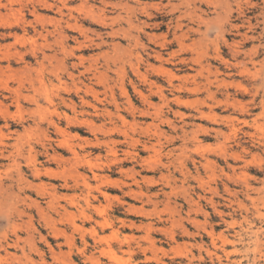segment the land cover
Segmentation results:
<instances>
[{
    "label": "clouds",
    "instance_id": "clouds-1",
    "mask_svg": "<svg viewBox=\"0 0 264 264\" xmlns=\"http://www.w3.org/2000/svg\"><path fill=\"white\" fill-rule=\"evenodd\" d=\"M82 2L91 16L78 12L79 3L70 5V0H0V16L14 15L12 10L18 7L33 17L58 18L61 32L69 23H79L86 36L82 39L81 33H64V45L72 52L66 57L65 48L56 43L59 35L50 45L47 43V37L58 31L57 25L53 24L50 32L36 19L19 22L25 35L31 30L36 39L44 42L38 48L43 47L51 59L38 52L35 59H29L32 69L22 78L11 86L0 83V155L10 152L27 159L28 150L36 148V141L25 137L26 130L43 123L48 138L40 143L39 151L46 166L53 167L51 156L59 155L57 128L64 124L63 114L95 120L97 128L104 132L89 136L90 143L80 155L108 165L93 172L119 179V192L115 194L119 199L113 201L114 206L118 203L127 209L138 204L153 212L148 222L153 224V232L160 233L159 249L164 250L159 258L152 256L155 264H264V8L260 7L264 0ZM9 36L13 44L19 42L15 33H0V40ZM81 56L85 58L83 64ZM18 67L23 68V64ZM155 69H164L180 79L161 77ZM188 75L195 79H184ZM220 81L237 86L236 91L229 93L225 88L221 92ZM63 87L72 92L79 87L81 92L78 96L65 95ZM89 88L97 95H86ZM193 88L198 89L195 99L202 102L191 111H181L184 105H177V99ZM217 93L227 103L217 104ZM141 97H147V103ZM237 97L239 103L234 104ZM130 101L134 112L129 110ZM216 108L220 115L215 121L197 124L200 112ZM49 112H59L61 118L48 115ZM41 113L46 117L43 121ZM201 127L210 129L208 140L202 139ZM110 129H119L126 135H105ZM71 132L89 135L87 129L73 128ZM206 143L223 144L225 155L198 151ZM93 146L98 147V153ZM146 146L148 153L144 152ZM110 148L119 153L115 167L111 164L113 157L105 155ZM128 152L133 155H126ZM63 155L68 161L65 167L71 169L73 157ZM148 156L155 157L158 163L146 165ZM83 176L93 185V177L85 166L81 179L55 186L60 192L76 195L77 204L92 216V194L83 187ZM202 180L206 182L204 187ZM96 186L105 192L111 187L95 181L93 194L97 197ZM3 191L7 193L4 203L15 215L0 216V264H109L101 251L106 245L98 237L95 243L81 241L80 234L66 227V235L78 243L65 248L63 241L50 238L39 213L28 207L38 200L39 207L54 215L59 225L60 217L68 210L67 202L63 207L57 205L53 212L46 199L31 191H20L15 184ZM188 200L200 206V214L210 207L224 227L214 245L202 246L197 239L204 228L190 233L191 250L178 258L173 253L175 242L167 235L172 230V218L166 209L176 210L174 218L183 230H174V234L183 237L189 231L187 225L195 227L193 209L185 210ZM92 204L108 207L99 199ZM76 216L79 218V210ZM156 221L161 222L159 227L155 226ZM26 223H30L27 230L22 227ZM122 240L121 237L112 242V247L125 260L132 258L133 251L139 253L148 247L143 238L127 246ZM131 264L147 262L138 256L131 259Z\"/></svg>",
    "mask_w": 264,
    "mask_h": 264
},
{
    "label": "rangeland",
    "instance_id": "rangeland-1",
    "mask_svg": "<svg viewBox=\"0 0 264 264\" xmlns=\"http://www.w3.org/2000/svg\"><path fill=\"white\" fill-rule=\"evenodd\" d=\"M256 2H259V0H256ZM77 3H79L80 6L84 5V3L82 4V0H70V5H75ZM80 8L81 9H78V12H84L85 13V11L87 10L86 5H84V8H83V6ZM18 9L19 8L17 7V9L12 10L14 12L16 11L15 12L16 18L22 17V19H32V17L29 14L26 15L23 11H20V15H18L17 14ZM86 13H85L86 15L90 14L89 16H91L90 10H87ZM15 15H14V18H10V17H13L12 14H10V16L9 15L3 16L4 18L0 16V20L2 19L3 22H5V23L0 22V25L5 24L8 26L7 27L4 25L2 27V25H1L0 26V33H3L5 35H7L9 33H15L16 36L18 37V39L20 40V42H18V43H20V45H21L20 46L18 43H16V46H13L14 44H13L10 36L6 40H0V80H2V81H0V83H5L8 86H11V83L13 81L17 80L18 77L22 78L25 75V74H23L24 72L27 73L26 72L27 70H22V69L23 68L25 69L26 67L32 66L29 63V59L30 58L34 59V58L30 57V55L27 52V50L29 49V43H28L29 38L28 37L31 35V31L29 30V32L25 35L23 30L18 28V24L21 21H17V23H16V21L14 20ZM73 15H77V13H73ZM42 16L44 17V19L49 18L51 20V18H54L53 16H49V15H42ZM5 17H8L10 20H8V18H5ZM47 20H45L44 25H46L50 31L52 30L53 24L57 25V27H58L57 33H58V35H60L59 36L60 38L56 41V43H58L59 45H60V43H62L61 47L65 48L64 55L66 57H70L72 55V52L68 51L66 49V46L64 45V41L66 40V37H65L66 35H64V33L75 32V33H81V34L83 33L84 34L85 33L84 27L81 26L79 23H75V22L69 23L67 29H64L61 33V31L59 30L60 21L58 18H54V19H52V21L48 20V22H47ZM254 21H255V19H253V22ZM12 22L13 23L15 22V23L13 24ZM48 23H50V24L48 25ZM71 26H72V28H71ZM73 26H74V28H73ZM69 28H71V29H69ZM79 28H80V30H79ZM53 34H52V36L47 37V43H49V45L52 43L53 38L56 37V34L55 33H53ZM83 34H82V39H86V36H84ZM20 36L21 37L23 36L22 39ZM25 39H27V40H25ZM22 40H24V42H22ZM60 40H61V42H60ZM40 42H42V41H40ZM4 43H8L7 44L8 46L5 45ZM10 45H12L13 48ZM4 48H6V49H4ZM6 50H7V53L6 52L4 53V51H6ZM15 50L18 51V54ZM66 50H67V52H66ZM13 52H15L16 54H14ZM44 52L46 54L45 49H44ZM5 54H7L8 56ZM17 55L19 58L17 57ZM20 57L22 58L21 60H20ZM81 57L82 58H80V60H82V62L81 61L80 62L83 64V62L85 61V58L83 56H81ZM18 59H19V62H18ZM61 63H63V61ZM21 64H24L23 68L18 67ZM160 70L155 69V71L161 77L167 76L168 79H170V80L171 79H180V77L178 78V76H175V78H174L173 74L171 72L165 73V70L162 69L163 72ZM21 71H23V73ZM171 77H173V78H171ZM185 77L191 78L193 76L188 75ZM185 77H184V79H185ZM100 83H102V81ZM98 86H99V84H98ZM234 87H236V86L234 85L231 87H224V86L220 85L221 92H223V90L225 88H227V91L229 90L228 91L229 93L234 92V91H236V88H237V87L236 88H234ZM63 89L64 90L67 89V90L64 91ZM63 89L62 90H63L65 95H68V94L76 95L77 94V96H78L80 94V93H75L76 91L72 92V90L68 89L67 87H64ZM241 94H244V93H241ZM122 95L126 96L127 93L122 92ZM190 96L192 97L191 99H189ZM141 98L142 99L144 98L143 100L144 101L146 100L145 103H147V97H141ZM178 99L176 101V104L177 105H184V107L181 109V111H184V112L191 111L198 104V102L197 103L193 102V101H195V94L192 92H187L184 94L183 98H178ZM225 101L226 100L220 95V93L216 94L217 104H220L221 102L227 103ZM236 102L239 103L238 97L236 98V100L233 101L234 104H236ZM192 106H194V107H192ZM149 107H153V105H151ZM132 108H133L132 103L130 101L129 102V110L134 112L135 109L134 108L132 109ZM75 110L76 109L74 108L71 111H75ZM230 110L231 109H229V111ZM209 111H211L212 113H215V116L220 115V109L219 108H216L215 110L208 109V110H205L202 112L206 114ZM40 115L41 116L43 115L42 118L45 117V115L43 113H41ZM107 115L110 117L111 113L109 112V113H107ZM200 117H201V120L197 121V124H200L202 121L204 125H207L209 120L208 119L205 120V118L202 117L201 115H200ZM60 118H61V114L59 112H57V119H60ZM120 119L124 120L125 118L120 117ZM63 121H64V124L61 126H58V128H57V135L59 136V141H57V144L59 145L58 146L59 156L57 155V159H59V160H57V164L54 163V166L52 167V169L57 173V177L55 180L52 181V183L56 185V183L59 182V183H64L67 185V183H69V182L76 181V180L80 179L78 176H81V171L86 166L89 170V174H91L92 177L94 176L93 177V185H91V187H90L92 190L87 189L84 186L83 187L87 191L89 190L88 192L90 194H92L91 195L93 197V199H91L92 201L93 200L95 201L97 199L102 200L104 202H107L108 207H104L103 205L95 206L93 204L92 209H93L94 215H92V217H93L95 224H96L94 227L93 226V220L86 222L81 218V216H80L81 212H84L86 214H87V212L84 208H81L80 205L77 204V202H76L77 196L76 195H69L67 193L60 192L57 190V192L59 194V196H58L59 198H58L57 202L62 204V206L65 204V202H67L68 210L63 213L62 217H60L62 222L59 225L56 224V222H55L56 218L54 215H52L51 219H46L47 221L41 219V217H40V219L45 223L46 230L49 231L50 238L52 240L54 239V240L63 241L64 242L63 246L65 248H70L73 243H78L77 241L73 240L71 235H66V233L64 231V229L66 227H70L72 229L73 227L71 224H72V222H74L78 226V228L77 229L73 228V231L77 234H80L81 241L87 239L90 243H95L96 238L98 237L99 241L106 245L105 249H102L101 251H102V254H104L106 256V258L109 260V264H131V259H136L138 256L141 257L142 259H144L147 262V264H155V261L152 260V256L155 254L157 256V258H159V256L163 254L164 250L159 249L158 241L161 239L160 233L153 232V224L148 222V217L152 216L153 212L151 210H146V209L140 208L138 204L136 205V207H129L127 209H124L118 203H116L114 206L113 201L114 200L118 201V199H119L118 196L115 195L117 192H119V188L116 187V185H118L120 183L119 179L116 176H106V175L100 176L96 172H93L92 170L95 168L99 171L101 169L107 168L108 165L105 166L104 164L94 162L87 155H85L83 157H81V155H80L81 152H84L86 150V146L89 145V143H90L89 136H96L98 132H104V129L103 128H97L95 120L73 119L70 113H64L63 114ZM210 121H212V120L210 119ZM70 122L72 123V125L70 124ZM76 122H77V125H75ZM80 122H82V124ZM124 122L127 123L126 120H124ZM91 123H92V125H91ZM133 127H135V126H133ZM149 127H151L150 124H149ZM73 128L87 129L89 135L88 136H80L79 133H76L75 135H73L71 132V129H73ZM28 130H26L25 137L28 136L27 139L29 141L35 139L37 145H36V148L34 150L39 151L40 143L45 141L48 138L47 137L48 132H47L46 125L41 124L40 128H33V129H28ZM117 130L119 131V129H110L109 132H105V135H108V134L116 135L119 133H120L119 135L121 137H124L126 135V134H123L122 132H118ZM200 130L201 131L203 130L204 132L206 131V133H204L202 131L204 133V136L202 137V139L208 140L209 138L207 136V133L209 132L210 129L208 127H201ZM58 131H60V132H58ZM145 132H147V129H145ZM232 133H233V137H235L236 130L232 129ZM61 137H62V139H61ZM53 138L55 139V137H53ZM64 138H65V140H64ZM60 139L63 141V145L66 144L65 147L61 144L62 141ZM225 139H227V137H225ZM22 141H23V138H22ZM64 141L66 143H64ZM70 148L72 151L69 152ZM77 148H79V152L77 151ZM93 148L96 149V153H98V147L93 146ZM218 148L221 149V151ZM110 149H112L111 150L112 153L115 151V154L113 153L114 155H112ZM110 149L107 153H105V155H111L113 157L111 164L113 167H115V165L117 164L116 157L119 155V153L116 150H113L114 148H110ZM215 150H217L219 152L220 156L225 155V149H224L223 144H216L215 146H213L212 143H206V144H203L201 146V148L198 149V151H200V152H207V151L208 152H217ZM20 151L23 152V148H21ZM149 151L150 150L146 146L144 148V152L148 153ZM220 152H224V153L220 154ZM64 153L70 154L75 161V163L72 165L71 169L65 167V165L68 163V161L66 162V159L63 155ZM130 153L131 152H128V153H126V155L132 156L133 153H131V154ZM235 155L236 154H234V156ZM74 157H76V158H74ZM12 160H13V162H12ZM155 160H156L155 157L148 156L147 159L145 160V164L148 166H152L153 164L158 163V161L157 160L155 161ZM40 161H44V160H42V158H41ZM28 163H29L28 158L27 159H21L19 157L17 158V156L14 154H12V156L9 159L0 158V178H1L0 180L2 182H4V185H5L4 188H6L8 185H11V184L17 185L16 183L11 182L10 179H11V177H15L16 174L18 173V171L21 170V172L23 174V182H21L17 185L18 189L20 191H31V192H34L36 194V192L34 190H28V187H27V183H30L33 181L32 174L31 175L28 174L30 171ZM253 163H258V161H253ZM209 178H210L209 180H212L214 177H209ZM242 178L243 177L241 176L239 179H242ZM145 179L149 180L150 178L146 177ZM97 180L101 181V184L111 185V187L109 188V190L107 192L101 191L99 186H96L95 191L99 192L98 197L95 194H93V187H94L95 181H97ZM42 181L48 183L47 179H42ZM34 182H37V181H34ZM205 183L206 182L202 180L201 186L204 187ZM6 196H7L6 193H4L1 199H3ZM40 199H42V198H40ZM132 203L135 204L136 201H132ZM195 205H196V207H195ZM3 206L2 207H3L4 212H9L11 214H14V212H12L8 208L6 203H3ZM161 207H163V205ZM190 207L195 212L194 213V221L195 222L193 221V223L195 224V227H193L192 224L187 225V228L189 231L185 232L183 237L177 236L174 234V230H183L182 226H180L181 225L180 222L174 218L176 216V210L174 208H167L166 209L168 216L170 218H172V230H168L167 235L171 236L172 240L175 242V247L173 248V253L178 258L184 257L191 250L192 241L189 238L190 233H194L199 228H204L205 230L209 231L210 227L215 229L216 237H218L217 234H221L223 232L224 226L220 222V217L218 215L212 214L210 207L204 208L203 214H200V212H201L200 206L197 205L194 200H188V203L185 204V210H187ZM32 210H35V209H32ZM77 210H79V218H77V216H76ZM181 215H182V213H181ZM0 216L6 217V215H1V214H0ZM10 216H14V215H10ZM206 217H207V220L205 219ZM25 219L30 221L29 217H26ZM133 221H135L136 223L134 224ZM141 221H143V223H140ZM160 223H161L160 221H156L155 226L159 227ZM22 227L25 230H27L30 227V223H27V224L23 225ZM53 229H57V238H53V235H52ZM94 231L96 232V234ZM84 232H86L87 235H85ZM58 235H60V236H58ZM60 237H63V238H60ZM66 237H68V238H66ZM121 237L123 238L122 243L125 246L132 243V241H134V240H137L139 238H143V242L146 245H148V247L143 248L142 251L139 253H137L136 251H133L132 258L130 260H125L112 247V242L119 240ZM197 239L201 241V244L203 243L202 246L210 245L211 241H212V238L208 234H206L205 231L203 232V234L201 236L197 237ZM69 242H70V244H68ZM181 254H182V256H181ZM195 254L196 253H193V255H195ZM72 259L76 260L77 257H72Z\"/></svg>",
    "mask_w": 264,
    "mask_h": 264
},
{
    "label": "bare ground",
    "instance_id": "bare-ground-1",
    "mask_svg": "<svg viewBox=\"0 0 264 264\" xmlns=\"http://www.w3.org/2000/svg\"><path fill=\"white\" fill-rule=\"evenodd\" d=\"M257 3H259V2H257ZM82 4H83V2H82ZM81 4V5H82ZM85 5V4H84ZM84 5H82L83 6V8H84ZM82 6H80V7H82ZM79 7V9H81ZM260 7H262V8H264V5H260ZM17 9V8H16ZM87 9V8H86ZM88 10V9H87ZM86 10V11H87ZM85 11V10H84ZM86 11H85V13H86ZM16 12V11H15ZM14 12V13H15ZM17 14L18 15H20V10L18 9L17 10ZM87 14V13H86ZM15 15V14H14ZM14 15H12L13 17H10V18H14ZM30 16H31V14H29ZM90 15V14H89ZM10 16V15H9ZM1 17H3V16H1ZM32 17V19H36L37 20V22H38V24L39 25H44L45 24V20H50L49 18H45L44 19V17L42 16V15H40L39 17H33V16H31ZM48 17V16H47ZM4 18V17H3ZM5 18H8V17H5ZM52 19H54V18H51V20L50 21H52ZM2 20V19H1ZM0 20V22H3V20L1 21ZM8 20H10L9 18H8ZM15 21H16V23H17V21H22V20H24V19H22V17H17L16 18V15H15V19H14ZM48 20H47V22H48ZM7 22V21H6ZM56 22V21H55ZM255 22V21H254ZM253 22V23H254ZM3 23H5V22H3ZM9 23V22H8ZM13 23V22H12ZM15 23V22H14ZM13 23V24H14ZM52 23V22H51ZM50 23H48V25H49ZM2 25V24H1ZM0 25V26H1ZM5 24H3L2 25V27L4 26ZM11 25V24H10ZM12 26V25H11ZM8 27V26H7ZM19 28V27H18ZM71 28H72V26H71ZM71 28H69V29H71ZM73 28H74V26H73ZM77 28V27H76ZM20 29V28H19ZM78 29V28H77ZM79 30H80V28H79ZM31 31V30H30ZM50 31V30H49ZM74 31V30H73ZM77 31V30H76ZM51 32V31H50ZM62 33V32H61ZM60 33V34H61ZM56 34V36L58 35V33L56 32L55 33ZM83 34V33H82ZM54 35V34H53ZM60 36V35H59ZM21 37V36H20ZM23 37V36H22ZM22 37H21V39H22ZM62 37V36H61ZM66 37V36H65ZM84 37V36H83ZM29 39H28V43H29V49L27 50V52H28V54L30 55V57H32V58H36V56H37V53L39 52L40 54H42V55H45V57L47 58V59H51V57H48L46 54H45V52H44V48L43 47H40V48H38V46L39 45H41L42 44V40H38V39H36L35 38V36H34V34L31 32V35L28 37ZM25 40H27V39H25ZM18 41L20 42V40L18 39ZM40 41H42V42H40ZM22 42H24V40H22ZM59 42V41H58ZM60 42H61V40H60ZM59 42V43H60ZM44 43V42H43ZM51 43V42H50ZM19 45H20V43H18ZM22 44V43H21ZM49 44V43H48ZM58 44V43H57ZM61 44L62 43H60V46H61ZM13 45V44H12ZM12 45H10L11 47H12ZM8 46V45H7ZM13 46H16V43L13 45ZM21 46V45H20ZM3 47V46H2ZM13 48V47H12ZM4 49H6V48H4ZM67 49V48H66ZM16 51V50H15ZM46 51V50H45ZM7 53V50L6 51H4V53ZM17 52V54H18V51H16ZM66 52H67V50H66ZM14 54H16L15 52H13ZM13 54V55H14ZM71 54V53H70ZM5 55H7V54H5ZM21 55V54H20ZM19 55V56H20ZM8 56V55H7ZM17 57H18V55H17ZM22 57V56H21ZM20 57V60L22 59ZM3 58V57H2ZM14 58V57H13ZM16 58V57H15ZM19 58V57H18ZM80 58H82V57H80ZM7 60V59H6ZM8 61V60H7ZM81 62H82V60H80ZM18 62H19V59H18ZM17 63V62H16ZM84 63V62H83ZM24 65V64H23ZM6 66V65H5ZM7 67V66H6ZM26 67V66H25ZM8 68V67H7ZM6 68V69H7ZM9 69V68H8ZM32 69V66H29V67H26L25 69L23 68L22 70H27L26 72H28V71H30ZM158 70H160V69H158ZM164 70V69H163ZM163 70L161 69L160 71H162L163 72ZM22 73H23V71H21ZM166 73V72H165ZM3 74V73H2ZM23 74H25V72L23 73ZM158 74V73H157ZM18 75V74H17ZM241 75H244L243 73H241ZM174 78H175V76H173ZM173 77H171V78H173ZM19 78V77H18ZM179 78V77H178ZM185 79H189L188 77H185ZM191 79H195V77L193 76V77H191ZM15 80V79H14ZM0 81H2V80H0ZM8 81V80H7ZM6 82V81H5ZM220 83V85H222V86H224V87H231V86H234L233 84H230V83H226L225 81H220L219 82ZM237 87V86H236ZM236 87H234V88H236ZM64 88V87H63ZM64 90V89H63ZM67 90V89H66ZM66 90H64V91H66ZM231 90V89H230ZM46 91V94H47V90H45ZM76 92L75 93H80L81 92V89L79 88V87H77L76 88V90H75ZM229 91V90H228ZM188 92H192V93H194V94H196L197 92H198V89L197 88H193V89H189V91ZM86 95H89V96H92V97H94V96H96L97 95V93L96 92H94L91 88H89L88 89V92L87 93H85ZM77 95V94H76ZM155 95V94H154ZM144 99V98H143ZM179 100V99H178ZM146 101V100H145ZM144 101V102H145ZM193 102H195V103H201L202 101H198V100H196L195 99V101H193ZM225 102H227V100L225 101ZM186 103V102H185ZM189 103V102H188ZM187 103V104H188ZM222 103V102H221ZM237 103V102H236ZM149 106H151V105H149ZM192 107H194V106H192ZM133 109V108H132ZM131 109V110H132ZM48 115H52V116H54V117H56L57 118V112H55V113H52V112H49L48 113ZM199 115H201L202 117H204L205 118V120L206 119H208L209 121H210V119L212 120V121H215V118H216V116H215V114H213L211 111H209L208 113H203V112H200L199 113ZM43 116V115H42ZM42 116L40 115V119H41V121H43V120H45L46 118L45 117H43L42 118ZM59 116V115H58ZM59 118V117H58ZM67 119V118H66ZM65 120V119H64ZM125 120V119H124ZM68 121V120H67ZM83 121V120H82ZM69 122V121H68ZM49 123H51V121H49ZM66 123V122H65ZM81 124H82V122H80ZM85 123V122H84ZM88 123V122H87ZM43 124V123H42ZM70 124L72 125V123L70 122ZM75 125H77V122H76V124ZM91 125H92V123H91ZM73 127V126H72ZM37 128H40V126L39 127H37ZM234 129V128H233ZM236 130V129H235ZM29 131V130H28ZM96 131V130H95ZM118 131V130H117ZM201 131V130H200ZM203 131V130H202ZM58 132H60V131H58ZM119 132V131H118ZM204 132V131H203ZM30 133V132H29ZM204 133H206V131L204 132ZM60 134V133H59ZM62 134V133H61ZM68 134V133H67ZM105 134V133H104ZM120 134V133H119ZM123 134H125V133H123ZM30 135V134H29ZM63 135V134H62ZM27 136V135H26ZM69 136V135H68ZM123 136V135H122ZM48 137V136H47ZM67 137V136H66ZM26 138H28V136L26 137ZM61 139H62V137H61ZM60 139V140H61ZM35 140V139H34ZM64 140H65V138H64ZM67 140V139H66ZM43 141V140H42ZM59 141V140H58ZM62 141V140H61ZM39 142V141H38ZM42 143V142H41ZM64 143H66L65 141H64ZM60 144V143H59ZM62 145H63V141H62V143H61ZM37 145V144H36ZM39 145V144H38ZM61 145V146H62ZM59 146V145H58ZM64 147L66 146V144L65 145H63ZM220 146V145H219ZM223 147V146H222ZM221 147V148H222ZM201 148V147H200ZM74 149V148H73ZM219 149V148H218ZM217 149V150H218ZM68 150V149H67ZM112 149H110V151H111ZM113 150H115V149H113ZM217 150H215V151H217ZM220 151H221V149H219ZM70 151H72L71 150V148H70V150H69V152ZM74 151V150H73ZM223 151V150H222ZM208 152V151H207ZM218 152V151H217ZM73 153V152H72ZM77 153V152H76ZM111 153H112V151H111ZM110 153V154H111ZM114 154H115V151L113 152ZM112 153V155H114ZM219 153V152H218ZM221 153H224V152H220V154ZM75 154V153H74ZM131 154V153H130ZM12 156V154H10V152L9 153H4L3 155H0V158H5V159H9L10 157ZM59 156V155H58ZM79 156V155H78ZM18 158V157H17ZM28 160H29V169H30V172H31V174H32V178H33V181L32 182H30V183H27V187H28V190H34L35 192H36V195L38 196V197H40V198H42V199H46L47 200V207H48V209H50V210H52L53 212H55V210H56V208H57V205H60L61 207H63L62 206V204H60L59 202H57V200H58V196H59V194H58V192H57V189H56V186H55V184H53V183H46V182H43L42 181V179H47L48 181L49 180H51V181H53V180H55L56 179V177H57V173L52 169V167H48V166H46V164H45V161H40V159H41V152L40 151H35L34 149H29L28 150ZM62 158V157H61ZM74 158H76V157H74ZM51 160L55 163V164H57V160H59V159H57V155H52L51 156ZM150 160V159H149ZM63 161V160H62ZM156 161V160H155ZM12 162H13V160H12ZM66 162H67V160H66ZM149 162V161H148ZM59 164V163H58ZM15 165V164H14ZM91 165V164H90ZM89 165V166H90ZM105 165V164H104ZM16 166V165H15ZM56 166V165H55ZM93 166V165H92ZM106 166V165H105ZM96 169V168H95ZM18 171V170H17ZM91 172V171H90ZM95 175V174H94ZM80 179H81V176H78ZM94 177V176H93ZM240 178V177H239ZM238 178V179H239ZM1 179V178H0ZM73 179V178H72ZM82 179H83V181H84V183H83V186L85 187V188H87V189H91L90 187H91V185L90 184H88V178L86 177V176H83L82 177ZM105 179V178H104ZM210 179V178H209ZM10 181L11 182H14V183H16L17 185L19 184V183H21V182H23V174H22V172H21V170L20 171H18V173L16 174V176L15 177H11V179H10ZM34 181H37V182H34ZM101 182V181H100ZM107 183V182H106ZM116 183V182H115ZM66 185V184H65ZM4 182H2L1 180H0V214L1 215H6V217H10V215H15V213L14 214H11V213H9V212H4L3 211V201H4V198L3 199H1L2 198V196H3V194L4 193H6V192H4L3 190L5 189L4 188ZM26 187V188H27ZM202 187V186H201ZM92 190V189H91ZM89 191V190H88ZM6 195H7V193H6ZM92 197V196H91ZM87 199V198H86ZM91 199H93V197L91 198ZM61 200V199H60ZM94 201V200H93ZM89 203H90V205L93 207V204H92V200L91 201H89ZM194 203V202H193ZM191 205V204H190ZM3 206V207H2ZM29 211H31L32 209H35V211L36 212H38L39 213V215H40V217H41V219H43V220H45V221H47L46 219H51V217H52V215H49L43 208H41V207H39V202L38 201H35L34 202V204H29ZM195 207H196V205H195ZM199 208V207H198ZM196 209V208H195ZM101 211V210H100ZM132 211V210H131ZM66 212V211H65ZM145 213V212H144ZM195 213V212H194ZM131 214V213H130ZM142 215V214H141ZM81 218L84 220V221H91V220H94L93 219V217L92 216H89L88 214H86V213H84V212H81ZM30 218V217H29ZM73 218V217H72ZM49 221V220H48ZM50 222V221H49ZM195 222V221H194ZM70 223V222H69ZM89 223V222H88ZM27 224V223H26ZM29 225V224H28ZM72 227L74 228V229H77L78 228V226L74 223V222H72ZM96 225V224H95ZM99 225V224H98ZM200 225V224H199ZM102 226V225H101ZM181 226V225H180ZM73 228H72V230H73ZM103 228V227H102ZM60 232V231H59ZM58 232V233H59ZM95 232V231H94ZM205 233L206 234H208L211 238H212V241H211V244L212 245H214L215 243H216V240H217V238L218 237H216V232H215V229L214 228H212V227H210V229H209V231H207V230H205ZM61 234V233H60ZM95 234H96V232H95ZM188 234V233H187ZM52 235H53V238H57V229H53L52 230ZM93 235V234H92ZM58 236H60V235H58ZM63 236V235H62ZM186 236V235H185ZM189 236V235H188ZM52 237V236H51ZM60 238H63V237H60ZM66 238H68V237H66ZM219 238H222V236L221 237H219ZM65 239V238H64ZM54 240V239H53ZM68 244H70V242L68 243ZM203 244V243H202ZM201 244V245H202ZM66 245V244H65ZM70 246V245H69ZM154 249V248H153ZM184 251V250H183ZM178 255V254H177ZM181 256H182V254H181Z\"/></svg>",
    "mask_w": 264,
    "mask_h": 264
}]
</instances>
